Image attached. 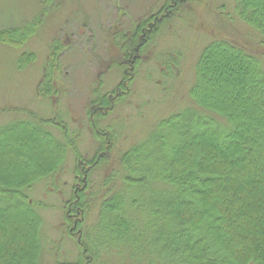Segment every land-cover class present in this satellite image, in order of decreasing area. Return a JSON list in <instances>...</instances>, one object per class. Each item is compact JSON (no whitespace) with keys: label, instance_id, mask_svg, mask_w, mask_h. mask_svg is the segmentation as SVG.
I'll use <instances>...</instances> for the list:
<instances>
[{"label":"trees","instance_id":"16d2710c","mask_svg":"<svg viewBox=\"0 0 264 264\" xmlns=\"http://www.w3.org/2000/svg\"><path fill=\"white\" fill-rule=\"evenodd\" d=\"M186 1L165 0L121 37L118 82L109 91L96 82L86 103L96 142L90 157L76 148L77 135L70 136L61 116L40 119L27 111L34 122L56 128L60 139L29 123L0 129V264H43V204L29 192L62 171L68 152L73 185L61 211L78 256L54 264H264V0H234L229 22L239 21L255 50L213 37L195 60L183 107L170 105L114 156L117 134L101 126L130 95L146 44ZM29 25L1 30L0 41L20 47L34 32ZM33 59L23 53L18 67ZM160 63L162 77H175L176 59ZM49 67L36 93L52 101L60 85ZM4 136L8 146L1 144Z\"/></svg>","mask_w":264,"mask_h":264},{"label":"rangeland","instance_id":"374dc122","mask_svg":"<svg viewBox=\"0 0 264 264\" xmlns=\"http://www.w3.org/2000/svg\"><path fill=\"white\" fill-rule=\"evenodd\" d=\"M164 1L0 0V31L24 27L29 30V24L34 25V32L20 47L0 41V109L6 110L0 112V129L9 124L19 127L29 123L60 139L56 128L34 122L27 111L40 119L61 116L70 136L74 132L77 135H73L76 148L90 157L96 148L86 116L92 87L96 82L101 84V91L115 86L121 76L115 64L122 59L118 44L122 47L126 42L121 37L132 32L139 19L156 12ZM233 5L234 0H188L151 37L133 74L130 95L101 123L103 128H112L117 134L112 156L141 139L158 116H166L170 105L186 104L184 98L195 60L213 37L230 39L255 50L250 34L244 32L239 21L229 22V18L233 19ZM53 51L56 53L52 57ZM28 52L34 53V59L19 68L20 56ZM262 56L264 59V53ZM163 59H176V72L171 70L175 77H162ZM49 65L60 85L59 95L52 101L36 93L44 67ZM174 98L178 103L173 102ZM165 106L169 108L162 112ZM8 139L2 137L1 144L8 146L11 143ZM34 142L46 149L44 141ZM73 159L68 152L62 171L53 175L51 181L36 183L29 192L31 200L43 204L39 207L47 244L43 264L75 261L78 256L75 241L65 231L61 211L73 185ZM102 173L99 168L92 176L98 179Z\"/></svg>","mask_w":264,"mask_h":264}]
</instances>
